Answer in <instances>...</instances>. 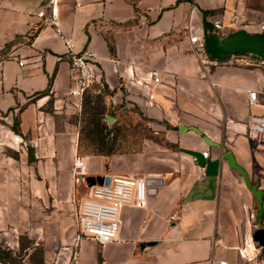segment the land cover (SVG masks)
<instances>
[{
    "label": "crops",
    "instance_id": "0c3cea01",
    "mask_svg": "<svg viewBox=\"0 0 264 264\" xmlns=\"http://www.w3.org/2000/svg\"><path fill=\"white\" fill-rule=\"evenodd\" d=\"M54 7L74 49L96 54L113 103L136 106L174 149L88 155L76 182L78 136L55 124L71 72L65 43L48 25ZM217 19L224 35L260 33L264 10L247 0H0V51L10 47L0 56L7 125L0 130V228L53 243L65 264H264V247L253 240L264 230V145L247 135L249 114L263 112L249 106L247 90L264 103V67L228 58L200 76L189 34H205V21L217 33ZM152 69L163 83L150 108L139 82ZM15 118L22 134L12 129ZM105 174L145 177L149 194L144 206L122 209L119 240L102 246L78 240L68 214L86 197L88 179Z\"/></svg>",
    "mask_w": 264,
    "mask_h": 264
},
{
    "label": "built area",
    "instance_id": "2783aa9c",
    "mask_svg": "<svg viewBox=\"0 0 264 264\" xmlns=\"http://www.w3.org/2000/svg\"><path fill=\"white\" fill-rule=\"evenodd\" d=\"M48 25L53 26L57 35L63 40L67 48V56L70 60V88L65 93V98H76L77 107L82 106L85 94L95 84L101 83V69L98 65V59L94 52L90 50L76 51L73 42L67 38L57 23V10L54 7L52 14L48 19ZM214 29L220 35H224V24L222 20L217 19L213 22ZM260 33L264 34V22L259 24ZM189 44L192 53L201 63L200 76L209 78L210 68L220 64V60L210 58L205 44V34L190 33ZM230 61L249 67H264V59L247 54H234ZM24 62L20 61V65ZM149 81H141L139 84L148 89L146 95V104L152 108L156 106L157 88L163 83L161 72L158 69H152L149 73ZM248 102L251 108L258 107L263 112H251L247 121V135L255 144L264 145V103L258 99L256 90L248 89ZM58 108V107H56ZM3 116L0 114V130H5L7 125L2 122ZM31 145L37 143L31 141ZM202 156L207 159L209 152H202ZM87 157L77 153L73 160V174L76 182L86 175ZM149 194V181L145 177L123 176L105 174L101 184L90 186L86 197H84L76 213L78 224L77 239L91 238L100 245L119 240V234L122 226V209L130 205L144 206ZM175 215L171 217L173 220ZM211 264H229L226 260H212Z\"/></svg>",
    "mask_w": 264,
    "mask_h": 264
},
{
    "label": "rangeland",
    "instance_id": "374dc122",
    "mask_svg": "<svg viewBox=\"0 0 264 264\" xmlns=\"http://www.w3.org/2000/svg\"><path fill=\"white\" fill-rule=\"evenodd\" d=\"M247 1L252 7L264 10V0ZM9 49V46L3 47L0 56L6 55ZM67 99L64 98L61 103L57 104V110L55 109L59 114V120L62 121L55 122L56 128L59 133L74 132L77 134L78 153L83 156L92 155L95 150V145L92 143L95 134L91 133V127L86 122L89 109V105H85L87 102L90 106L100 105L113 112L115 122L107 123L110 128H114L112 136L117 137L116 147L120 152L137 153L145 149L157 150L160 147L174 149L165 133L157 129L154 122H148L136 106L125 102L113 103L111 96L105 95L99 84L86 94L80 108L72 101L68 106ZM68 107H71L69 111H67ZM76 213L75 211L70 212L68 218H76ZM73 224L74 230L78 233L77 222ZM58 254L57 246L36 238L34 234L0 228V256H8L0 261L5 264H65L59 260Z\"/></svg>",
    "mask_w": 264,
    "mask_h": 264
},
{
    "label": "water",
    "instance_id": "95a60500",
    "mask_svg": "<svg viewBox=\"0 0 264 264\" xmlns=\"http://www.w3.org/2000/svg\"><path fill=\"white\" fill-rule=\"evenodd\" d=\"M208 55L215 60H226L234 54L253 55L264 59V34L251 33L245 29L226 35L213 33L205 36ZM104 176L88 179V185L101 184ZM253 240L264 247V230L253 234Z\"/></svg>",
    "mask_w": 264,
    "mask_h": 264
},
{
    "label": "trees",
    "instance_id": "16d2710c",
    "mask_svg": "<svg viewBox=\"0 0 264 264\" xmlns=\"http://www.w3.org/2000/svg\"><path fill=\"white\" fill-rule=\"evenodd\" d=\"M204 24H205V36L215 33L209 27V25L206 21L204 22ZM98 84L102 86V89H103L105 95L112 96V91L109 89L108 85L104 82L103 79L101 80V83H98ZM98 84H95V85H98ZM50 85H51V83H50ZM92 88H90L88 90V92ZM50 91H51V87H49L45 91L39 92L37 96L41 97V96L47 95L50 93ZM86 94H85V96H86ZM85 96H84V98H85ZM98 97L100 98V94H98ZM88 103L89 102H87L85 104L87 106L89 105V109L87 110L88 116H87L86 122H87V125L89 127H91V133L95 134V138L92 139V143L95 145V150L92 153V155H100V156L109 157V156H113V155H117V154L127 153V152H120L117 149V147H116L117 137L115 135L112 136L114 128H110L108 126V123H107L108 117H113V112H111L110 110H106V108L103 106H100V105L90 106V104H88ZM12 129L15 133L22 134V132L20 130L19 118H15L14 124L12 125ZM3 257L8 258V256H0V259H2Z\"/></svg>",
    "mask_w": 264,
    "mask_h": 264
}]
</instances>
